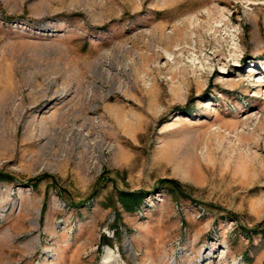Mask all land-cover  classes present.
I'll return each mask as SVG.
<instances>
[{"label": "rangeland", "instance_id": "1", "mask_svg": "<svg viewBox=\"0 0 264 264\" xmlns=\"http://www.w3.org/2000/svg\"><path fill=\"white\" fill-rule=\"evenodd\" d=\"M263 228L264 0H0V264H263Z\"/></svg>", "mask_w": 264, "mask_h": 264}, {"label": "bare ground", "instance_id": "2", "mask_svg": "<svg viewBox=\"0 0 264 264\" xmlns=\"http://www.w3.org/2000/svg\"><path fill=\"white\" fill-rule=\"evenodd\" d=\"M110 254V249L106 248V256H104L103 261L101 264H119L114 259H110L108 255ZM120 264H122L120 260Z\"/></svg>", "mask_w": 264, "mask_h": 264}, {"label": "trees", "instance_id": "3", "mask_svg": "<svg viewBox=\"0 0 264 264\" xmlns=\"http://www.w3.org/2000/svg\"><path fill=\"white\" fill-rule=\"evenodd\" d=\"M163 182H169L170 184H172L174 187H177V186H175V184L173 183V181H171V180H169V179H164L163 180ZM128 196V195H133V194H125V196ZM138 198H136V200H137ZM126 206H129V205H126ZM260 233H262V236L264 237V228L263 229H261V232ZM105 244H108L109 245V243H108V241H106L105 242ZM264 264V263H263Z\"/></svg>", "mask_w": 264, "mask_h": 264}]
</instances>
